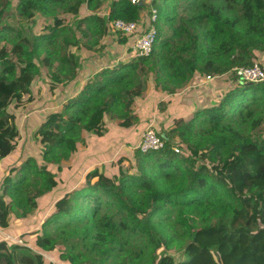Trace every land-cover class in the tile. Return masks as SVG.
<instances>
[{
    "label": "trees",
    "instance_id": "1",
    "mask_svg": "<svg viewBox=\"0 0 264 264\" xmlns=\"http://www.w3.org/2000/svg\"><path fill=\"white\" fill-rule=\"evenodd\" d=\"M103 3L0 0V228L57 196L45 210L52 217L36 232L0 240V264H57V257L63 264H220L235 255L264 264V83L235 80L210 106L172 118L168 130L159 125L162 150L122 153L88 169L73 190L56 193L88 140L103 137L110 122L126 130L138 123L132 107L143 91L139 66L167 95L196 74L221 77L255 62L264 71V0H110L100 15ZM151 9V55L76 85L79 94L62 97L66 103L37 130L40 158L17 151L15 113L32 101L35 77L44 70L62 92L89 45L110 35L131 45L111 34L114 21L141 24V13ZM37 17L46 22L39 31ZM170 250L180 260L164 254Z\"/></svg>",
    "mask_w": 264,
    "mask_h": 264
},
{
    "label": "crops",
    "instance_id": "2",
    "mask_svg": "<svg viewBox=\"0 0 264 264\" xmlns=\"http://www.w3.org/2000/svg\"><path fill=\"white\" fill-rule=\"evenodd\" d=\"M148 16L149 15H147V17H141V21H143L144 24ZM113 37L112 35L106 37V44L109 41L110 43L112 41L115 42ZM128 41L131 42V40ZM109 45L110 44H107L105 48L100 49L99 61H97L94 56L84 57L86 53H83V56L80 54L79 56H82V64L80 63L75 78L71 82H66L62 85V92H60V87L53 88L55 89L53 97L55 93L59 92L57 97H73L75 96L73 95L74 92L82 85L78 80L79 77H87L86 79L88 80L98 71L112 68L119 64L125 65L136 59L131 49L132 42L129 46L117 44V49L107 56L109 49L112 48V46ZM141 67L144 71L143 75H141L142 77H140L143 84V91L132 107V112L139 120L138 123L134 128L126 130L110 122L108 125V132L103 137L88 140L86 148L80 150L78 154V161L82 162V165L88 166V169L92 167H99V169H101V167L108 165L121 153V148L134 147L139 142L141 134L148 124L153 123L155 128L162 124L165 130H168L171 126L172 118L180 119L189 112H193L194 114L195 111L210 106L214 101L219 99L223 92L231 90L234 83H237L231 80L226 81V79H228V77H226L227 73L221 77L211 76L209 79L208 76L199 77L196 74L180 91L172 95H167L162 92L159 85L157 86L155 84L154 74L147 73L146 68L142 65L139 66V70ZM78 84L79 86L74 88ZM68 86H72L69 91L67 89ZM90 161L91 165H89ZM0 162L2 165L4 164L2 161ZM1 174H4L3 170H0V175ZM61 176H63V178L66 177L67 186L64 190H70V187L73 185V182L70 181L72 176L67 177L66 173H64V175L61 174Z\"/></svg>",
    "mask_w": 264,
    "mask_h": 264
},
{
    "label": "rangeland",
    "instance_id": "3",
    "mask_svg": "<svg viewBox=\"0 0 264 264\" xmlns=\"http://www.w3.org/2000/svg\"><path fill=\"white\" fill-rule=\"evenodd\" d=\"M109 2H110V0H105V3H103L102 7L98 10V13L100 15H104L105 14L106 9H107V7L109 5ZM83 15H84V12H81L79 14V17L75 18V21L77 19L83 17ZM141 15L143 17L144 16L147 17L146 12H142ZM71 18L72 17L67 16L66 25L74 26V24H73L74 19H71ZM50 21H52V19H50ZM34 23L35 24H34L33 29H36L37 31H39L42 26H45L44 24L46 22H43V18L37 17V19L35 20ZM27 24L30 25V23H27ZM49 24L52 25V22H50ZM106 39L107 38H104L100 42L98 41V42H95V43L89 45V47L91 46V52H88V54H86L84 57L94 56L96 58V60L99 61V51H100V49L105 48V46L107 44H110L109 46H112V48L109 49V51L107 53V56L112 54V51L117 49L116 48L117 44L115 42H111L110 43L109 39H108L109 42L106 44ZM9 48H10V46L6 47L7 50H9ZM82 56H83V54H82ZM82 56L78 57L79 58V60H78L79 66H80V63L82 64ZM98 64H99V62H98ZM143 72L144 71H143L142 67H141L140 70L138 69V75L140 77H142L141 75H143ZM230 74L231 73H227L226 74V77H228V79H226V81L231 80V81L234 82L235 78L233 77V75H230ZM83 76H85V75H83ZM86 78L87 77H84V78L79 77L78 80L82 84H85L88 81ZM49 83L50 82L48 80L46 72L43 70L41 75L35 77V82L32 85V87H33V98H32V101L26 103L24 105V107L19 112L15 113L16 114V119H17L16 124H17L18 132H19L18 141H17L18 144H17V149L16 150L20 151L21 153H23L24 155H27V156H34V157L40 158V156L38 154L41 151L42 147L40 146V144H39V142L37 140V137H36L37 130H38L40 124L43 122V120L48 115V113H52L54 111V109H55V111L58 110L63 104L66 103V101H64V99L62 97L57 99L56 103L54 102L53 92L55 91V89L51 88ZM71 87L72 86H70V87L68 86L67 87L68 91L71 89ZM76 92H74V94L73 93L72 94L77 96L79 94V92H80V88L77 89ZM61 103H62V105H61ZM171 120H173V119H171ZM152 126H153V129L156 131V128L154 127V125H152ZM142 134H143V132H142ZM142 134H141V136H142ZM249 137L251 139H254L256 137V134L254 132H251L249 134ZM129 148H133V147H129ZM129 148H125V149L121 148V151H120L121 153L118 154V155H121L122 153L124 154V153L132 152L133 150H130ZM8 160H10V159H8ZM78 160L79 159H77L76 161H74L73 163H70L68 165V167H71V169L67 172V177H69V176L71 177L72 176L70 181L73 182L72 183L73 185L70 187L71 190H73V188H75L78 185H80V182L82 180V176L88 170V166L82 165V162H79ZM38 161L41 162V159H39ZM66 163H68V162H66ZM4 164L6 165V162H4ZM89 165H91V161H90ZM49 166H51V165H49ZM0 170L1 171L3 170V165H2L1 162H0ZM62 175H64L63 172H62ZM65 178L66 177H64L62 179V182L60 183V184L63 185L62 189L57 191L56 193H59V192L63 191L66 188V186H67L66 184L67 183H66V179ZM1 183H2V178H0V184ZM68 185H70V184H68ZM1 190H2V188L0 186V194H1ZM56 197L57 196L55 195V193H51L49 195V200L52 201ZM49 200H48V202H50ZM48 202L44 203V204H41L36 210H31V213L29 214V216L27 218L20 219V220H17V219L11 220L9 225H8V228H0V240L2 238H9V239H13V240H19L20 239V237H19L20 233H22L23 231H26L24 229H28V228H29L28 231L36 232L40 228L42 222H47L52 217L53 213L52 214H47L46 211H45L46 207L48 206ZM42 205H44V206L42 207ZM52 205H53L52 203L49 205L48 211L51 209ZM10 236H13V237H10ZM208 242L210 243L211 241H208ZM211 243H218V241L215 240V241H213ZM217 246L218 245L214 246L216 248L215 249L216 252H217ZM164 254L171 255L175 262L180 260V257H181V254L179 252H177V251H174V250H170V251L164 252ZM54 255L58 256V254H54ZM54 255H52V256L54 257ZM227 255H229V253ZM241 258H242L241 255H239V256L235 255L234 258H232V257L226 258V259L225 258H221L220 260H222V261H221L220 264H241L240 262H242V264H258L256 261H251V260L241 261L240 260ZM56 261H57L56 262L57 264H63L58 259V257H57ZM68 264H69V262H68Z\"/></svg>",
    "mask_w": 264,
    "mask_h": 264
},
{
    "label": "built area",
    "instance_id": "4",
    "mask_svg": "<svg viewBox=\"0 0 264 264\" xmlns=\"http://www.w3.org/2000/svg\"><path fill=\"white\" fill-rule=\"evenodd\" d=\"M139 1L140 0H130L132 4H137ZM156 18V11L151 9L145 24H140L139 22L126 23L117 20L113 22L111 33L119 32L123 37L131 40V49L136 58H147L151 55L157 38V29L155 27ZM138 32L142 33L138 34ZM229 73H231L239 83H264V71L257 63H253L248 67H233ZM152 125L153 123H150L146 126L140 141L133 148H129L130 150H139L141 153H147L151 151H160L165 147L164 141L157 135ZM174 152L178 153L179 150L174 148Z\"/></svg>",
    "mask_w": 264,
    "mask_h": 264
},
{
    "label": "water",
    "instance_id": "5",
    "mask_svg": "<svg viewBox=\"0 0 264 264\" xmlns=\"http://www.w3.org/2000/svg\"><path fill=\"white\" fill-rule=\"evenodd\" d=\"M250 84V83H249Z\"/></svg>",
    "mask_w": 264,
    "mask_h": 264
}]
</instances>
